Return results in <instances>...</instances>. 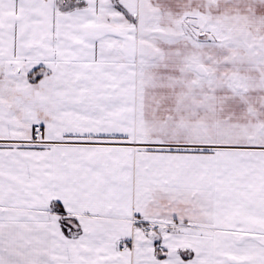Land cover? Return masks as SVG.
Wrapping results in <instances>:
<instances>
[{
    "label": "snow or ice",
    "instance_id": "6c2138e0",
    "mask_svg": "<svg viewBox=\"0 0 264 264\" xmlns=\"http://www.w3.org/2000/svg\"><path fill=\"white\" fill-rule=\"evenodd\" d=\"M0 264H264V0H0Z\"/></svg>",
    "mask_w": 264,
    "mask_h": 264
}]
</instances>
